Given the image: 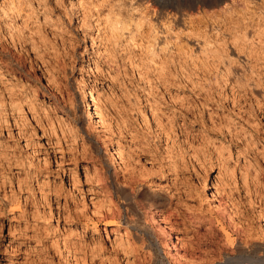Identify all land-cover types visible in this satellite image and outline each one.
<instances>
[{
  "label": "rangeland",
  "instance_id": "1",
  "mask_svg": "<svg viewBox=\"0 0 264 264\" xmlns=\"http://www.w3.org/2000/svg\"><path fill=\"white\" fill-rule=\"evenodd\" d=\"M251 255L264 0H0V264Z\"/></svg>",
  "mask_w": 264,
  "mask_h": 264
},
{
  "label": "bare ground",
  "instance_id": "2",
  "mask_svg": "<svg viewBox=\"0 0 264 264\" xmlns=\"http://www.w3.org/2000/svg\"><path fill=\"white\" fill-rule=\"evenodd\" d=\"M81 94H82L81 100L84 101V103H85V105H84L85 112H87L88 115H92V116H94V118H97L99 125H101L104 128H109L108 123L102 118V116L99 115L98 112H94V105L91 103L92 101H90V98L92 99L90 91L84 88V89H82ZM146 195L149 196L148 200L151 199L150 201L147 200L148 202L146 201V203H145L148 206L151 207L154 205L155 206L164 205V202L159 197H157V194L151 193L149 195L148 194H146ZM126 209H127V211H131L132 205L128 204L126 206ZM129 221H130V219H129ZM167 234H168L167 238L170 239L172 236L170 235V233H167ZM242 262H248L250 264H264V255H260V256H252L251 255V256L242 257L239 259H231V260H227V262L225 264H240Z\"/></svg>",
  "mask_w": 264,
  "mask_h": 264
}]
</instances>
